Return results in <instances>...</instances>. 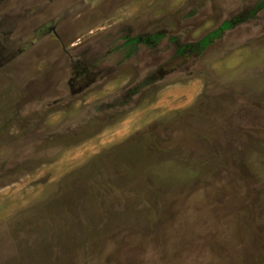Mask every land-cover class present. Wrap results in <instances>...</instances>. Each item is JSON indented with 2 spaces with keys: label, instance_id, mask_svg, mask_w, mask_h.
<instances>
[{
  "label": "rangeland",
  "instance_id": "1",
  "mask_svg": "<svg viewBox=\"0 0 264 264\" xmlns=\"http://www.w3.org/2000/svg\"><path fill=\"white\" fill-rule=\"evenodd\" d=\"M143 24L150 63L72 88ZM0 264H264V0H0Z\"/></svg>",
  "mask_w": 264,
  "mask_h": 264
},
{
  "label": "flooded vegetation",
  "instance_id": "2",
  "mask_svg": "<svg viewBox=\"0 0 264 264\" xmlns=\"http://www.w3.org/2000/svg\"><path fill=\"white\" fill-rule=\"evenodd\" d=\"M58 26L59 25L47 24L46 26H43L39 30L42 32L44 31L47 34H50V33H54V28L55 27L57 28ZM224 26H227V27H224ZM110 27L112 26L110 25ZM131 27H128L130 28V31L126 30L122 32L114 28L113 29L114 31L112 30L113 33L110 34V37L104 38V40H102V43H105L106 45L105 47L101 48V50L98 52L97 58L100 59V63L95 60V62L93 63H96V64L93 70L89 69V70H82V72H78L75 75V77L78 79L76 83L73 85L74 86L72 87L73 89L77 87H81L82 85L89 84V81H91V79L92 80H98L102 78L103 80L115 79L120 74V72L118 71L119 67L117 66L116 61L113 64H104L105 61L103 62V60L109 55L118 56L120 60L124 59L126 61L125 65H127V62L131 63L133 61L132 58L139 57V56H142L144 61L147 62V63L144 62V65L150 63L149 58H152L155 54H157V50L164 43L167 37V35L163 31L166 25H159L156 27L151 24H143L142 27H139V26H135V27L131 26ZM171 27H175V26H171ZM229 28H230V23L224 22L220 30L216 33V35L219 34L220 32L228 30ZM176 30L177 28L171 29L172 33L168 37L170 44H173V48H174L173 60L176 58H180L181 60H184L185 62H188V60H190L193 57V55L196 54L198 45L201 48L205 47V50L208 49L210 46H212L210 44L211 40L214 39L216 36L213 33H209L206 36L202 37L198 42H196L197 44L187 42L188 40L186 37V40H187L186 43H184L183 45H180V44H177V40H176L177 37L174 33L182 32V28L178 27V30L177 31ZM112 31H110V33ZM75 45H80V44H73V46ZM104 48L105 50L102 51V49ZM171 61L172 59L162 64L158 63L159 66L156 68V73H153V74L147 73V75L143 74L142 76L143 79L151 80V79H155V77H158V76L160 78L165 77V75L167 76L168 72H166L165 66ZM135 71H136V80H138V77H140V74H141L140 69L137 68V70L135 69ZM139 105L135 107L138 108Z\"/></svg>",
  "mask_w": 264,
  "mask_h": 264
},
{
  "label": "trees",
  "instance_id": "3",
  "mask_svg": "<svg viewBox=\"0 0 264 264\" xmlns=\"http://www.w3.org/2000/svg\"><path fill=\"white\" fill-rule=\"evenodd\" d=\"M224 27H227V26H224Z\"/></svg>",
  "mask_w": 264,
  "mask_h": 264
}]
</instances>
